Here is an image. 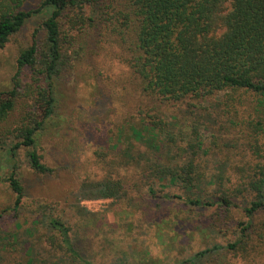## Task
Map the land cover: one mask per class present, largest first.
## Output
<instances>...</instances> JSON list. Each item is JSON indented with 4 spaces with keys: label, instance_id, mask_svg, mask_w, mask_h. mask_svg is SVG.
I'll return each instance as SVG.
<instances>
[{
    "label": "rangeland",
    "instance_id": "rangeland-1",
    "mask_svg": "<svg viewBox=\"0 0 264 264\" xmlns=\"http://www.w3.org/2000/svg\"><path fill=\"white\" fill-rule=\"evenodd\" d=\"M41 1L25 0L23 9H36ZM48 16L45 12L32 16L0 47V92L13 87L21 50L35 39L43 41L42 23ZM63 27L67 30L68 24ZM69 32L68 67L53 80L55 110L36 135L34 147L51 172L32 168L28 158L32 148H19L12 161L0 147L1 176L15 162L24 187L15 211V193L7 181L0 182V264H83L72 257L60 233L50 230L51 217L66 224L79 257L94 264H179L215 244L235 241L251 220L261 226L264 211L253 219L247 216L249 198L242 184L247 172L242 166L258 160L249 145L248 127V121L257 117V97L239 90L232 110L224 92L178 102L154 99L138 90L110 30L94 26ZM27 105L18 99L8 120L0 124V133L8 137L5 147L14 143L11 132ZM151 118L165 122L157 141L160 150L146 140L143 120ZM132 126L145 139L135 135ZM191 147L208 175H221L224 163V188L243 192L231 196V206H192L187 203L190 192L151 178V160L183 163ZM126 153L136 159L127 162ZM107 177L123 182L126 199L79 196L84 182ZM204 192L206 201L221 194L216 184H205ZM201 264H264V243L246 252L216 251Z\"/></svg>",
    "mask_w": 264,
    "mask_h": 264
},
{
    "label": "trees",
    "instance_id": "trees-1",
    "mask_svg": "<svg viewBox=\"0 0 264 264\" xmlns=\"http://www.w3.org/2000/svg\"><path fill=\"white\" fill-rule=\"evenodd\" d=\"M24 2L0 0V47L32 16L44 12L49 16L42 23L43 41L35 39L21 50L13 87L0 92V124L8 120L18 99L29 104L11 132L14 143L5 147L8 137L0 133V147L6 158L13 161L19 148H32L28 151L32 168L40 173L51 172L34 147L36 135L55 110L53 80L68 67L65 48L71 35L69 31L102 27L117 36L120 58L130 68L138 90L145 95L178 102L186 98L206 99L224 92L226 105L231 110L235 107L231 101L239 97V90L257 97V117L248 121V127L249 145L258 160L242 166L247 171L242 184L249 198L247 216L253 219L264 211V141L260 142L261 134L264 137V0H42L36 9L30 10L23 9ZM64 23L68 24L67 30ZM164 126L161 118L143 120V128L148 133L146 140L156 150L161 149L157 141ZM132 128L135 135L145 139L141 130ZM198 145L202 147L201 142ZM191 149L183 163L151 160V178L168 181L190 192L187 203L192 206H231V196L243 192L236 188L230 193L229 188H224V163L220 164L224 170L221 175H208L197 162V151ZM126 155L127 162L136 159L130 153ZM1 181H7L15 193L13 209L18 211L24 196L18 164L14 162L4 177L0 174ZM205 184L220 188L218 199L203 198ZM195 190L197 193H193ZM79 196L122 201L128 193L120 179L107 177L84 182ZM256 223L251 220L244 224L240 235L237 233L238 238L226 246L215 244L179 264H201L210 254L223 249L235 252L259 249L264 243V221L261 226ZM47 224L50 230L60 233L74 259L94 264L79 257L70 230L61 219L51 217Z\"/></svg>",
    "mask_w": 264,
    "mask_h": 264
},
{
    "label": "built area",
    "instance_id": "built-area-1",
    "mask_svg": "<svg viewBox=\"0 0 264 264\" xmlns=\"http://www.w3.org/2000/svg\"><path fill=\"white\" fill-rule=\"evenodd\" d=\"M96 201H91V203H95Z\"/></svg>",
    "mask_w": 264,
    "mask_h": 264
}]
</instances>
